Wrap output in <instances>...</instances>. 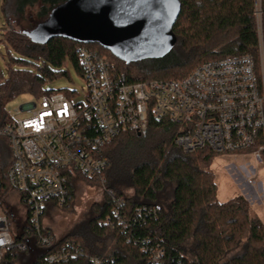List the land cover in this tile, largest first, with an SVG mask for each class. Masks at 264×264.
<instances>
[{
  "label": "trees",
  "instance_id": "1",
  "mask_svg": "<svg viewBox=\"0 0 264 264\" xmlns=\"http://www.w3.org/2000/svg\"><path fill=\"white\" fill-rule=\"evenodd\" d=\"M68 1L3 0L6 25L0 30V42L22 57L13 59L18 67L9 65L8 77L0 79V127L9 120L5 108L8 101L23 93L33 94L37 99L51 91L45 84L67 75L63 67L68 62L82 74L77 51L81 45L108 54L132 81L179 79L204 61L238 54L252 55L261 67L257 18H262L264 40V0H259L260 8L258 0H180L181 12L173 26L177 37L173 49L164 57L131 63L98 43L65 37L44 43L32 41L28 33ZM29 8L36 10L30 12ZM30 65L36 68L31 69ZM177 133V124L151 120L140 135L129 131L111 141L105 147L110 160L106 187L123 198L124 208L132 214L137 207H159L156 216L137 224L138 234L148 233L160 242L169 264L178 260L184 264H264L263 221L252 213L242 194L227 202L218 201V187L210 169L216 153L208 149L185 152L174 142ZM0 142V179L5 180L11 157L5 139ZM103 197L98 213L62 236L61 241L75 239L88 254L115 255L124 264H130L126 252L135 251L125 244L122 231L99 223L111 207L107 203L111 197L106 192ZM12 220L13 234L27 228L26 219L17 223L12 215ZM52 249L44 250L33 244L24 252L12 249L3 264H45L43 257ZM58 264H89V261L81 256Z\"/></svg>",
  "mask_w": 264,
  "mask_h": 264
},
{
  "label": "built area",
  "instance_id": "2",
  "mask_svg": "<svg viewBox=\"0 0 264 264\" xmlns=\"http://www.w3.org/2000/svg\"><path fill=\"white\" fill-rule=\"evenodd\" d=\"M261 23L257 18L262 49ZM77 51L85 79L82 100H73L75 90H51L24 100L16 113L6 110L9 120L0 127V139L11 159L0 179V264L8 251L24 252L31 244L53 248L45 264L81 256L89 264H124L115 255L86 253L75 239L62 242L45 223L49 206H70L78 178L95 181L111 197L99 223L118 227L125 244L138 252H126L130 264H169L160 242L138 234L137 224L156 216L159 207H137L135 214L124 208L123 198L105 185L110 165L105 147L122 133L146 131L151 120H168L177 124L174 142L185 152L249 151L264 163V58L260 68L252 55L238 54L204 61L179 79L132 81L108 54L85 45ZM22 111L29 115L22 117ZM12 198L27 221L25 230L14 233L18 239L12 233Z\"/></svg>",
  "mask_w": 264,
  "mask_h": 264
},
{
  "label": "water",
  "instance_id": "3",
  "mask_svg": "<svg viewBox=\"0 0 264 264\" xmlns=\"http://www.w3.org/2000/svg\"><path fill=\"white\" fill-rule=\"evenodd\" d=\"M181 7L180 0H69L28 36L39 43L55 37L98 43L127 63L161 58L176 44Z\"/></svg>",
  "mask_w": 264,
  "mask_h": 264
},
{
  "label": "rangeland",
  "instance_id": "4",
  "mask_svg": "<svg viewBox=\"0 0 264 264\" xmlns=\"http://www.w3.org/2000/svg\"><path fill=\"white\" fill-rule=\"evenodd\" d=\"M2 2L3 0H0V30L6 25L2 12ZM35 10L36 8H29L30 12H35ZM24 24L27 27L29 22L26 21ZM260 56L264 58L263 39ZM21 57L18 52L11 48L7 49L5 44L0 42V79L8 77L9 65L15 68L18 67L16 64H13V59ZM30 67L31 69L36 68L35 65H30ZM63 69L68 71L67 75L47 81L44 87L54 91L62 90L68 92L75 90L76 94L73 100H82L83 87L85 86L83 75L70 62L64 65ZM35 99L36 97L33 94L23 93L8 101L5 108L9 112L16 113L15 107H20L24 100L33 101ZM19 114L22 117L29 115L26 111H22ZM210 169L215 175L218 187V201L221 203L227 202L242 194L249 201L252 213L256 214L264 223V163L258 161L255 155L249 151L216 153L212 159ZM76 185L75 198L70 206L64 208L49 206L47 214L44 217L45 223L49 224L60 237L73 232L82 226L91 216H95L98 213L96 211L98 205L104 200V190L97 183H90L82 178H78ZM128 193L130 194L132 191L129 190ZM15 202H17V199L12 198L11 216L13 215L15 221L18 223L24 221L25 216L19 215V207Z\"/></svg>",
  "mask_w": 264,
  "mask_h": 264
}]
</instances>
